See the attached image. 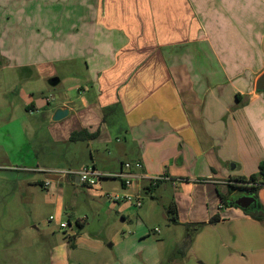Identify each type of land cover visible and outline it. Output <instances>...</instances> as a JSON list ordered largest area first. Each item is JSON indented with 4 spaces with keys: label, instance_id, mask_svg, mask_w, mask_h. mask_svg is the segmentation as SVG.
<instances>
[{
    "label": "crops",
    "instance_id": "0c3cea01",
    "mask_svg": "<svg viewBox=\"0 0 264 264\" xmlns=\"http://www.w3.org/2000/svg\"><path fill=\"white\" fill-rule=\"evenodd\" d=\"M29 12L0 2V44L37 43L41 54L56 52L47 60L71 63L69 75L80 76L85 85L75 86L77 102L64 91L65 100L49 111L52 140L66 146L62 153L52 148L50 158L64 167L38 166L36 155L20 143V124L1 123L0 199L18 202L25 181L37 182L36 173L7 167L92 166L114 174L129 163L125 170L140 179L125 194L161 188L171 198L159 208L155 197L136 210L117 205L108 246L88 240L98 254L92 264H162L184 240L183 225L199 222L205 226L187 257L173 264H264V217L259 222L232 203L237 180L257 176L264 164V98L254 90L264 71V0H37L32 17ZM13 25L23 29L19 41L9 40ZM49 76L61 82L54 69ZM0 105L14 116L15 105ZM32 106L47 112L49 100L34 99ZM57 109L68 113L55 122ZM113 129L128 139L115 137V155L107 159L98 148L113 143ZM79 131L96 137L71 141ZM157 176L164 180L148 187ZM69 180L58 185L82 186L77 178ZM229 185L236 188L230 191ZM256 200L264 213V186ZM169 203L176 207L177 224L170 223ZM214 216L218 220L210 222ZM158 219L171 238L155 231ZM109 227L108 221L102 226ZM77 241L71 240L73 247Z\"/></svg>",
    "mask_w": 264,
    "mask_h": 264
},
{
    "label": "rangeland",
    "instance_id": "374dc122",
    "mask_svg": "<svg viewBox=\"0 0 264 264\" xmlns=\"http://www.w3.org/2000/svg\"><path fill=\"white\" fill-rule=\"evenodd\" d=\"M0 2H3L9 10L13 7H27L30 12L26 15L30 17L37 10V0H0ZM14 23L13 19L9 22V24ZM9 28V40L19 41L20 36L17 33L23 32V29L14 25ZM26 30L28 33L29 29ZM46 49L43 48V51L47 52ZM54 55L58 54L55 52ZM54 55L38 52L37 43L0 44V56L5 57L7 61L0 57V103L5 101L15 105L16 108L14 116L6 107L0 108V125L8 123L13 127L14 123H19L22 128L21 136L19 134L20 143L25 144L26 153L33 154L32 158L36 155L35 163L40 167L58 168L64 167V164L53 156L50 158V152H53L52 148L58 146L62 153L66 146L62 143L56 145L57 142L52 140V134L49 132V127L52 125L49 111L54 108L56 102L65 100L62 95L64 91H69L68 97L77 102L81 94L75 86L85 81L80 76L77 78L69 75L71 63L47 60L55 57ZM49 67L62 77L61 82L55 86L48 84ZM39 98L49 100L47 112L46 109H33L32 102ZM9 119L13 122L9 123L11 121ZM110 135L113 143L108 144L106 148L101 145L98 148L107 159H112L115 155L113 146L115 137L123 140L125 136L123 132L114 129ZM125 138L128 139L126 136ZM44 151L46 153L43 156ZM68 161L70 162V159ZM76 161L81 162L79 159ZM84 161L88 160L84 159ZM25 174L30 175L29 172ZM32 177L37 182L28 179L25 181L20 201H13L11 196L0 199V264H92V259L98 254L89 247L88 240L96 241V244L102 245L103 248L108 246L109 233L115 227L112 226L113 220L119 218L116 206L127 204L134 210L139 209L132 203L113 202L104 198V192L125 194V188L117 179L100 180L101 189L96 194L84 186H73L66 181L59 186L62 180L59 176H43L37 172V175ZM45 178L51 180L48 187L43 186ZM136 183L135 180L132 182V184ZM241 194L242 191L238 189L234 198H240L238 196ZM134 197L141 199V206L147 205L153 200L152 197H155L156 206L159 208L166 207L171 192H164L161 188L151 191L141 189L140 194ZM50 217L52 220L49 219ZM75 220H84L81 230H76L77 227H74ZM107 221L110 227L105 231L102 226ZM157 221L156 229L161 231L160 234L163 237L167 236V239L171 238L172 233L169 235L162 221L160 219ZM61 222H70L71 227L61 229L59 227ZM69 236L79 238L75 247L68 240Z\"/></svg>",
    "mask_w": 264,
    "mask_h": 264
},
{
    "label": "built area",
    "instance_id": "2783aa9c",
    "mask_svg": "<svg viewBox=\"0 0 264 264\" xmlns=\"http://www.w3.org/2000/svg\"><path fill=\"white\" fill-rule=\"evenodd\" d=\"M134 166L136 168H140L139 163H135ZM130 167L129 163H125L123 165L124 169L119 170L118 172L114 174H106L98 171L92 166H86L80 169H64V170H53V169H44V168H39V167H23V166H12V167H7L5 169L7 170H13V171H20V172H32V173H39V175H49V176H59L61 178H77L78 183L81 184L82 186L90 189L93 193H96L98 191V184L100 180L105 179V178H112V179H117L121 182L123 188H128L129 186L132 185V182L136 179H138V176H135L125 169H128ZM140 179V178H139ZM164 180L163 177L157 176L155 178L149 179L148 185L155 186L158 182H161ZM51 180L46 179L43 182L44 187H48L50 185ZM259 186V184H257ZM238 186H241L242 188H250L251 186H256L252 185L251 183H244V184H238ZM261 187L264 185H260ZM104 198L107 200H111L113 202H128L132 203L134 206L139 208L141 206V199L139 197H134L129 194H124V195H119L117 193H111V192H104L103 193ZM52 220V218H49ZM84 223V220H75L74 222V227H78V225H82ZM59 227L61 229H67L68 227H71L70 222H61ZM156 232H158L157 229H155Z\"/></svg>",
    "mask_w": 264,
    "mask_h": 264
},
{
    "label": "trees",
    "instance_id": "16d2710c",
    "mask_svg": "<svg viewBox=\"0 0 264 264\" xmlns=\"http://www.w3.org/2000/svg\"><path fill=\"white\" fill-rule=\"evenodd\" d=\"M238 98V95L236 96ZM107 117V113L104 110V114H103V120H105L104 118ZM96 137V132L92 133V134H88L85 133L83 134L82 131L79 132H73L70 136V140L71 141H83L85 139H92ZM160 182H158L157 184H159ZM238 184H244V183H251L252 185H256V186H251L250 188H242L241 186H237V188H239V190H247L248 192H250L252 194V196L255 197L256 199V192L258 190V188H260V185H264V164L259 166V174L257 176H250L248 179H243L240 178L237 180ZM156 184V185H157ZM259 184V186L257 185ZM155 185V186H156ZM148 187H151V185H148ZM153 187V186H152ZM230 191H233L236 187L233 185H229L228 186ZM222 203H226V199L225 197L219 195ZM256 204H257V200H256ZM167 213H169V220L170 223L172 224H177V213H176V207L173 203H169L168 207H167ZM246 213L252 217L253 219L262 222L263 223V217H264V213L262 210H260L258 204L257 207L253 210H247ZM218 220L217 216H214L210 219V222L216 221ZM81 225H78V227H80ZM184 235L185 238L182 241L181 245L179 246H175L174 249L172 250L171 254L166 258V260L162 263V264H173V262L175 261V259L178 258H185L187 257V253L188 250L192 244V241L195 237L196 234H198L203 227L205 226V223L203 222H199V223H188V224H184ZM72 239H74L73 237H68V240L71 241Z\"/></svg>",
    "mask_w": 264,
    "mask_h": 264
},
{
    "label": "water",
    "instance_id": "95a60500",
    "mask_svg": "<svg viewBox=\"0 0 264 264\" xmlns=\"http://www.w3.org/2000/svg\"><path fill=\"white\" fill-rule=\"evenodd\" d=\"M58 82V79L56 77H52L48 80V84L50 86H55ZM254 90L257 95H260L264 98V71L256 78L255 84H254ZM67 110L66 109H57L54 112V115L52 117V121H60L67 115ZM78 182V180H76ZM233 205L243 209L245 211L250 210V206L256 205V199L254 196H248L245 195L243 197H240L238 199H235L233 201Z\"/></svg>",
    "mask_w": 264,
    "mask_h": 264
},
{
    "label": "flooded vegetation",
    "instance_id": "af4514ba",
    "mask_svg": "<svg viewBox=\"0 0 264 264\" xmlns=\"http://www.w3.org/2000/svg\"><path fill=\"white\" fill-rule=\"evenodd\" d=\"M241 191H242V194H241L240 196H238V197H243V196H245V195L252 196V194H251L250 192H248L247 190H241ZM235 199H237V198H234V199L232 200V203H233V201H234ZM256 207H257V204H256L255 206L251 205V206H250V210H253V209H255Z\"/></svg>",
    "mask_w": 264,
    "mask_h": 264
}]
</instances>
